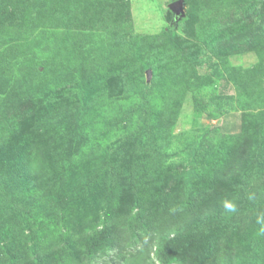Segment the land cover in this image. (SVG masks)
Segmentation results:
<instances>
[{
    "label": "rangeland",
    "instance_id": "374dc122",
    "mask_svg": "<svg viewBox=\"0 0 264 264\" xmlns=\"http://www.w3.org/2000/svg\"><path fill=\"white\" fill-rule=\"evenodd\" d=\"M1 196L23 264H264V0H0Z\"/></svg>",
    "mask_w": 264,
    "mask_h": 264
},
{
    "label": "trees",
    "instance_id": "16d2710c",
    "mask_svg": "<svg viewBox=\"0 0 264 264\" xmlns=\"http://www.w3.org/2000/svg\"><path fill=\"white\" fill-rule=\"evenodd\" d=\"M225 39V38H224ZM223 40V39H222ZM220 40V41H222ZM219 41V42H220ZM177 52L181 53L178 46L174 44L173 46ZM136 57L139 61V63L143 66L144 69L149 70L151 67L148 64V62L144 61L142 58L141 53L137 50L136 51ZM200 141V140H199ZM193 173L189 174L186 182V188H187V195L191 196L195 192V185L193 184ZM261 202H253L252 204H246V206L243 208V211L246 209V211H254L258 208ZM12 203H8L6 199H3V197H0V208L3 209H12L16 210L15 206L11 205ZM182 205V203H179ZM245 204V203H244ZM248 205V206H247ZM179 208V206H177ZM238 214V210H233L232 212H227L226 210L220 208L216 210L211 216H209L207 219L203 220H194L191 222L190 225H188L182 232V234L179 236V239H187L192 237L193 235L201 232H207L210 230H218L221 229L223 231H227V227L231 225L233 218ZM141 221V217H138L136 219V222ZM141 223V222H139ZM137 223L134 224V228H137ZM97 234L93 235L89 241H87L84 244V250L80 252V250H71L70 255L72 257H68V259H42L37 258L34 260L33 264H61L62 261H69L72 262L73 258H78L81 253H83L85 259L89 260L95 257L97 252L103 249H108L112 246L111 240H110V234L106 230L102 229L100 231V237L96 236ZM102 247V248H101ZM82 256V255H81ZM80 256V257H81ZM23 257L25 255H22L19 253L18 255L14 254H6V250L0 247V264H23ZM72 258V259H70ZM73 264H79L78 262H75ZM254 264V263H253Z\"/></svg>",
    "mask_w": 264,
    "mask_h": 264
},
{
    "label": "water",
    "instance_id": "95a60500",
    "mask_svg": "<svg viewBox=\"0 0 264 264\" xmlns=\"http://www.w3.org/2000/svg\"><path fill=\"white\" fill-rule=\"evenodd\" d=\"M173 8H174L176 14H180V12H181V2H178L177 4H173Z\"/></svg>",
    "mask_w": 264,
    "mask_h": 264
}]
</instances>
